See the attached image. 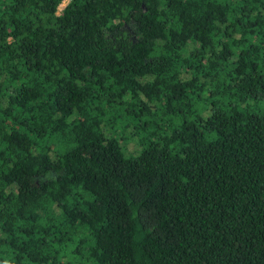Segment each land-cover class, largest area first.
I'll return each instance as SVG.
<instances>
[{
	"label": "trees",
	"instance_id": "trees-1",
	"mask_svg": "<svg viewBox=\"0 0 264 264\" xmlns=\"http://www.w3.org/2000/svg\"><path fill=\"white\" fill-rule=\"evenodd\" d=\"M0 0V264H264V0Z\"/></svg>",
	"mask_w": 264,
	"mask_h": 264
},
{
	"label": "rangeland",
	"instance_id": "rangeland-1",
	"mask_svg": "<svg viewBox=\"0 0 264 264\" xmlns=\"http://www.w3.org/2000/svg\"><path fill=\"white\" fill-rule=\"evenodd\" d=\"M68 2H69V0H65L64 2H62V4L59 5L58 13L65 8V6L68 4Z\"/></svg>",
	"mask_w": 264,
	"mask_h": 264
}]
</instances>
